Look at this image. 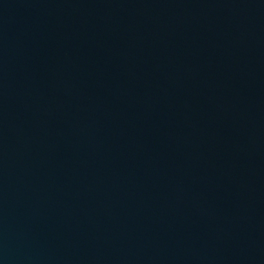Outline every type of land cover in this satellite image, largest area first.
I'll return each instance as SVG.
<instances>
[{
  "label": "water",
  "instance_id": "obj_1",
  "mask_svg": "<svg viewBox=\"0 0 264 264\" xmlns=\"http://www.w3.org/2000/svg\"><path fill=\"white\" fill-rule=\"evenodd\" d=\"M0 264H264V0H0Z\"/></svg>",
  "mask_w": 264,
  "mask_h": 264
}]
</instances>
